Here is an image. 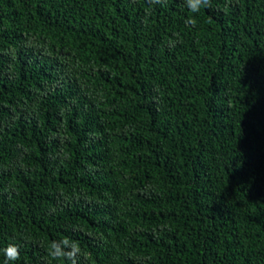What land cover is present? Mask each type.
I'll use <instances>...</instances> for the list:
<instances>
[{"label": "trees", "instance_id": "trees-1", "mask_svg": "<svg viewBox=\"0 0 264 264\" xmlns=\"http://www.w3.org/2000/svg\"><path fill=\"white\" fill-rule=\"evenodd\" d=\"M211 4L0 0V264H264V0Z\"/></svg>", "mask_w": 264, "mask_h": 264}, {"label": "clouds", "instance_id": "clouds-1", "mask_svg": "<svg viewBox=\"0 0 264 264\" xmlns=\"http://www.w3.org/2000/svg\"><path fill=\"white\" fill-rule=\"evenodd\" d=\"M152 4H162L166 3V0H150ZM185 6L189 10V12L196 14L202 8L207 9L211 8V0H184ZM186 26H194L196 21L194 16H190L186 20ZM65 248H69L70 251H65ZM81 252L78 242L69 241L65 238L62 241H52L48 246V256L52 260H62L65 264H76L75 257L78 256ZM6 256V264L8 261L15 262L19 259V251L16 246L10 245L8 249L5 251Z\"/></svg>", "mask_w": 264, "mask_h": 264}]
</instances>
